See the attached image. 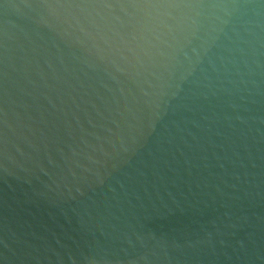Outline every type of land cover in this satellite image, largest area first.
<instances>
[{"label": "water", "instance_id": "1", "mask_svg": "<svg viewBox=\"0 0 264 264\" xmlns=\"http://www.w3.org/2000/svg\"><path fill=\"white\" fill-rule=\"evenodd\" d=\"M0 264H264V0H0Z\"/></svg>", "mask_w": 264, "mask_h": 264}]
</instances>
